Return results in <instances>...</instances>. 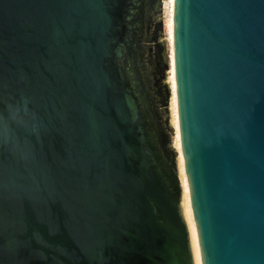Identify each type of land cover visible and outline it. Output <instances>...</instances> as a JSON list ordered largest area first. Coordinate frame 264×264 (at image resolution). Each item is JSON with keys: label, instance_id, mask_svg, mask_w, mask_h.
<instances>
[{"label": "water", "instance_id": "95a60500", "mask_svg": "<svg viewBox=\"0 0 264 264\" xmlns=\"http://www.w3.org/2000/svg\"><path fill=\"white\" fill-rule=\"evenodd\" d=\"M163 4L0 0V264H264V0H175L190 197Z\"/></svg>", "mask_w": 264, "mask_h": 264}, {"label": "flooded vegetation", "instance_id": "af4514ba", "mask_svg": "<svg viewBox=\"0 0 264 264\" xmlns=\"http://www.w3.org/2000/svg\"><path fill=\"white\" fill-rule=\"evenodd\" d=\"M145 4H149V0H145ZM158 18L154 14L145 13V30L143 36V44L145 45V61L146 65L150 64V70H147L149 78L152 81V88L154 89L156 99L162 103L165 99L163 89V76L157 60V43L159 36ZM149 62V64H147Z\"/></svg>", "mask_w": 264, "mask_h": 264}, {"label": "rangeland", "instance_id": "374dc122", "mask_svg": "<svg viewBox=\"0 0 264 264\" xmlns=\"http://www.w3.org/2000/svg\"><path fill=\"white\" fill-rule=\"evenodd\" d=\"M166 5V6H165ZM169 9H170V4H169V0H164V7H163V15L160 18V20L163 22V31L161 33V37H160V42L163 43V47L161 50V53L165 56V62L166 64L169 66L167 74H166V78L163 79V89H164V96H166V88H165V84H169V89L172 92V97L169 99V103H168V113L165 112V110L163 109V113H164V120H166L168 117L170 119V127L171 130L169 131L170 136H171V140H172V146L174 147V149L176 150V152L178 153V157L181 160V170L183 169V158L180 155V150L177 147V143H178V133H177V124H176V111H175V95H174V87H173V83H172V74H171V69H170V53H171V48H170V44L168 41V32H167V28H168V24H167V19L169 16ZM149 64V62L147 63ZM148 70H150V64L148 65ZM172 100V102H171Z\"/></svg>", "mask_w": 264, "mask_h": 264}, {"label": "bare ground", "instance_id": "6f19581e", "mask_svg": "<svg viewBox=\"0 0 264 264\" xmlns=\"http://www.w3.org/2000/svg\"><path fill=\"white\" fill-rule=\"evenodd\" d=\"M174 3H175V0H169L170 9H169V16H168V19H167V24H168L167 32H168V41H169L170 48H171L170 49L171 50V53H170V69H171V74H172V83H173L174 95H175L176 124H177V133H178L177 147L179 148L180 155L182 156L181 138H180V130H179V118H178L176 79H175V63H174V22H173ZM171 97H172V92L170 90V98ZM171 102H172V100H171ZM182 158H183V156H182ZM177 166H178V174H179V176L181 178V181H182V183H183V185L185 187V190H186L187 194L190 197L189 185H188V180H187V176H186V172H185L184 159H183V169L181 170V160H180V158L178 156H177ZM199 256H200V264H202L200 245H199Z\"/></svg>", "mask_w": 264, "mask_h": 264}]
</instances>
